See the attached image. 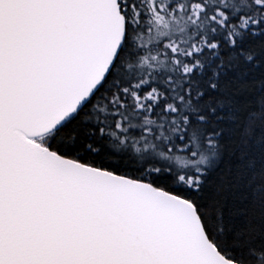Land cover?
I'll return each mask as SVG.
<instances>
[{
	"label": "snow or ice",
	"instance_id": "snow-or-ice-1",
	"mask_svg": "<svg viewBox=\"0 0 264 264\" xmlns=\"http://www.w3.org/2000/svg\"><path fill=\"white\" fill-rule=\"evenodd\" d=\"M257 118L264 0H0V264H264Z\"/></svg>",
	"mask_w": 264,
	"mask_h": 264
},
{
	"label": "trees",
	"instance_id": "trees-1",
	"mask_svg": "<svg viewBox=\"0 0 264 264\" xmlns=\"http://www.w3.org/2000/svg\"><path fill=\"white\" fill-rule=\"evenodd\" d=\"M256 93L254 91H244L242 92L238 97V103L242 109L241 111V131H243L244 126L247 124V120L245 119L248 116L249 112H257V105H256ZM264 132V121H261L259 118H257L254 122L252 130L243 137V140L247 141V146L240 142V138L237 137V145L239 151H244L247 148L252 149L255 151L254 145L256 138L261 135V133ZM210 195L215 194L214 188H210L209 190ZM221 196H230V192L225 190L221 193Z\"/></svg>",
	"mask_w": 264,
	"mask_h": 264
}]
</instances>
